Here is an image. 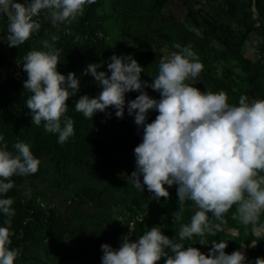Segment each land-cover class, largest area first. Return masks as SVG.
I'll return each instance as SVG.
<instances>
[{
  "label": "rangeland",
  "instance_id": "374dc122",
  "mask_svg": "<svg viewBox=\"0 0 264 264\" xmlns=\"http://www.w3.org/2000/svg\"><path fill=\"white\" fill-rule=\"evenodd\" d=\"M87 7L76 21L56 27L41 12L34 17L41 24L40 31L17 47H9L7 35L2 36L0 31V133L5 135L9 151H15L13 145L18 140L12 127L20 106L18 100L29 95L24 89L28 78L22 68L24 56L31 50H43L40 41L50 40L53 34L58 36L55 46L62 49L57 70L66 77L74 72L80 80L79 92L70 99L82 95L94 98L102 91L94 77L85 74L88 64L103 62L98 71L107 72L112 55L134 56L144 45L150 46L156 56L141 73V79L151 84L158 75L160 59L178 51L174 43L190 44L203 63L204 70L188 81L200 91L222 90L229 103L236 105L241 95L249 100L264 99V0H100L95 10L99 19L84 25ZM0 21L8 23L6 16H0ZM76 36L81 39L74 43ZM5 57L10 59L4 61ZM14 76L20 88L17 94L12 86H3ZM144 90L150 97L160 98L152 88ZM22 91L27 93L21 95ZM139 94H125V113L127 102ZM157 115L150 110L146 122L151 123ZM130 117L134 133L125 131L117 118H105L83 129L80 159L67 162L62 170L57 169L51 156L28 143L41 163L36 174L18 179L12 205L16 210L12 218L15 235L10 247L19 249L20 255L14 264H102L103 253L80 260H70L67 255L107 242L119 249L123 236L130 235L135 242L153 226L161 227L170 239L176 236V242L185 247L191 244L205 254L211 242L224 241L228 254L240 250L248 261L264 258V232H246L233 219L235 206L226 214L223 231L205 238L209 245H201L198 236L190 241L179 240L180 225L174 224L172 216L178 210L177 186L165 185L169 198L156 200L146 186L140 191L131 182L136 167L134 148L142 142L143 129L135 124L134 116ZM140 179L143 183L142 176ZM185 208L182 222L188 223L196 209L191 201ZM260 219L264 223V214ZM101 234L108 236L107 242L96 238ZM166 251L171 254L169 249ZM165 259L158 264H164Z\"/></svg>",
  "mask_w": 264,
  "mask_h": 264
},
{
  "label": "clouds",
  "instance_id": "9594fccd",
  "mask_svg": "<svg viewBox=\"0 0 264 264\" xmlns=\"http://www.w3.org/2000/svg\"><path fill=\"white\" fill-rule=\"evenodd\" d=\"M96 0H0V16H6L9 47H17L38 33L41 24L34 19L45 12L51 24L76 21L84 15L85 6ZM76 36L74 43L80 41ZM58 36L40 41L43 50H31L24 56L23 71L27 73L24 89L31 93L26 101L32 124L43 122L47 133L57 134L63 145L75 135L74 120L66 115L67 101L79 92L80 80L74 72L67 77L58 70L62 49L57 48ZM167 58H161L158 75L151 84L141 79L144 68L128 55H112L108 71H98L102 63H90L85 74H91L101 87L99 95H82L74 108L85 118L97 112L107 113L114 108L115 116L123 118L125 94L139 92L127 102L128 115L134 116L138 128L143 129L142 142L134 148L135 171L131 173L133 186L143 191L144 186L153 199L169 198L165 187L177 186L178 210L172 213L174 224H179L180 241L200 237L201 245L207 236L223 231L226 214L235 206L233 219L247 232H264V99L249 100L241 95L238 105L230 104L226 92H202L188 83L204 70L198 54L189 44L174 43ZM111 73L108 75V73ZM150 87L160 94L159 99L144 90ZM150 110L158 112L147 123ZM5 135L0 133V213L6 219L0 227V264H14L19 249L11 248L12 218L16 210L14 200L7 193L15 187L14 176L25 177L39 171L41 161L28 143H14L8 150ZM143 177L141 183L140 177ZM27 194V193H26ZM196 209L190 222L183 223L186 202ZM131 232V230H130ZM119 249L101 245L102 264H264V258L248 261L243 251L226 253L227 242H211L207 254L199 248L185 247L169 238L161 227L153 226L133 242L130 235L121 238ZM169 249V251H166Z\"/></svg>",
  "mask_w": 264,
  "mask_h": 264
},
{
  "label": "trees",
  "instance_id": "16d2710c",
  "mask_svg": "<svg viewBox=\"0 0 264 264\" xmlns=\"http://www.w3.org/2000/svg\"><path fill=\"white\" fill-rule=\"evenodd\" d=\"M99 2L100 0H96V3L88 5L85 12L86 17L84 19V25L93 24L99 19V16L95 11ZM207 24L210 25L208 22ZM7 25L8 23L0 21V31L3 32L2 36L7 35ZM133 58L137 60L142 67H144L153 63L156 56L154 50L150 46L144 45L136 51ZM7 59H10V57H5L4 61H7ZM15 81L16 76H14L13 79L6 81L3 86H5L6 88L12 86V88L15 90V93L17 94V92L20 91V88H18V86L15 84ZM24 92L27 93L26 91H22L21 95ZM28 94V97H25L26 99L23 98L18 100L20 105L19 109L21 112L19 114V109L16 110L18 114H16V117L12 121V127L16 131V135H18V138H16L18 140L16 141L31 143L33 148L37 151L51 156L58 170H62V168H65V164L67 162L78 161L80 159L79 155H81L82 146L84 144L83 139H81L80 137V133L83 129L88 126H94L105 118H117L115 116L116 110L114 108L107 109V113H111L110 117L106 113L97 112L92 119L85 118L82 113H78L75 111L74 105L78 99L69 98V100L67 101L69 110L66 115L70 116L74 120L75 135L73 137H70L66 143L61 145L57 142V134L47 133L44 130L43 122L40 126L32 124L30 110L26 105V101L30 97V92ZM131 118L132 117H130L127 113H124L123 118H117L119 125H121V127L128 133H134V129L131 124ZM19 178L20 176L12 177V180L15 183V187L6 194L7 197H11L13 200L16 199ZM4 219H6V217H4L2 213H0V224L4 221ZM96 238L100 242L108 241V236L106 234H101L99 236H96ZM102 244L105 243H101L100 245H97L95 247L82 248L81 250L73 251L68 254L67 257L70 260L94 258L95 256L100 255L99 253H103L101 250ZM107 244L109 243L107 242Z\"/></svg>",
  "mask_w": 264,
  "mask_h": 264
}]
</instances>
